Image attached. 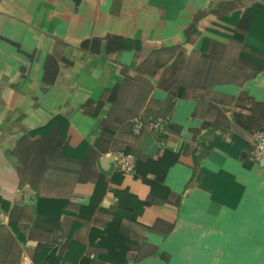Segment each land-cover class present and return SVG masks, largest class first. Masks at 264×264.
<instances>
[{"label":"crops","instance_id":"0c3cea01","mask_svg":"<svg viewBox=\"0 0 264 264\" xmlns=\"http://www.w3.org/2000/svg\"><path fill=\"white\" fill-rule=\"evenodd\" d=\"M247 37L264 0H0V264H264Z\"/></svg>","mask_w":264,"mask_h":264},{"label":"built area","instance_id":"2783aa9c","mask_svg":"<svg viewBox=\"0 0 264 264\" xmlns=\"http://www.w3.org/2000/svg\"><path fill=\"white\" fill-rule=\"evenodd\" d=\"M166 119L163 117H155L146 120L145 116H137L130 123V130L134 134H140L149 124L153 131H160L164 127ZM104 155L111 159L114 167L123 175H133L136 168V158L133 154L126 151L107 150ZM251 162L260 163L264 159V130H255L252 133L251 148L248 153ZM21 262L23 264H31V260L26 254H22Z\"/></svg>","mask_w":264,"mask_h":264},{"label":"trees","instance_id":"16d2710c","mask_svg":"<svg viewBox=\"0 0 264 264\" xmlns=\"http://www.w3.org/2000/svg\"><path fill=\"white\" fill-rule=\"evenodd\" d=\"M245 44L254 47L259 53L264 54V42L247 37L245 38Z\"/></svg>","mask_w":264,"mask_h":264},{"label":"water","instance_id":"95a60500","mask_svg":"<svg viewBox=\"0 0 264 264\" xmlns=\"http://www.w3.org/2000/svg\"><path fill=\"white\" fill-rule=\"evenodd\" d=\"M261 165H263V166H264V159L261 161Z\"/></svg>","mask_w":264,"mask_h":264}]
</instances>
